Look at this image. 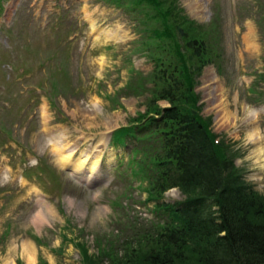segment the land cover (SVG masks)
Wrapping results in <instances>:
<instances>
[{"label":"rangeland","instance_id":"obj_1","mask_svg":"<svg viewBox=\"0 0 264 264\" xmlns=\"http://www.w3.org/2000/svg\"><path fill=\"white\" fill-rule=\"evenodd\" d=\"M173 1L186 20L219 27L221 70L206 65L196 74L192 64L193 106L264 194V0ZM142 10L132 0H0V264H115L126 244L168 220L136 174L160 144L156 117L142 119L154 107L159 63L153 42L141 48L145 24L153 25ZM121 127L124 141L110 145L106 134ZM56 135L75 159L97 158L90 188L58 163ZM38 200L52 211L40 224ZM183 200L171 188L163 202ZM28 241L32 255L22 251Z\"/></svg>","mask_w":264,"mask_h":264},{"label":"trees","instance_id":"obj_2","mask_svg":"<svg viewBox=\"0 0 264 264\" xmlns=\"http://www.w3.org/2000/svg\"><path fill=\"white\" fill-rule=\"evenodd\" d=\"M132 3L152 17L153 25L145 24L148 34L141 48L150 49L149 41L153 42L152 52L159 61L151 79L154 107L142 119L156 117L152 129L160 144L151 163L144 159L138 163L136 174L150 184L148 196L168 220L153 235L126 244L124 257L115 264H264V194L243 179L226 145L211 132L210 119L200 118V110L193 106L192 64L196 74L206 65L221 70L218 25L186 20L173 0ZM157 45L166 54H158ZM181 48L188 52L187 58ZM158 101L169 107L157 106ZM146 122L140 128H148ZM149 166L157 171L156 178ZM171 188L184 195L182 202H163Z\"/></svg>","mask_w":264,"mask_h":264},{"label":"bare ground","instance_id":"obj_3","mask_svg":"<svg viewBox=\"0 0 264 264\" xmlns=\"http://www.w3.org/2000/svg\"><path fill=\"white\" fill-rule=\"evenodd\" d=\"M52 139V137H51ZM53 146L54 149L58 155V163L64 167L67 168L72 175H76V174H80L81 170H87V178H85V180H91L92 175L97 171L98 169V165L99 162L97 160V158H93L91 156L88 155H81L78 159L74 158L73 153H75V150H67L65 149V147H58L56 145L57 141L62 140L63 141V136L62 135H56L55 139L53 138ZM57 140V141H56ZM255 141H258V138L255 136L254 137ZM261 153V152H260ZM95 176V175H94ZM52 216V211L49 208V206L47 205L46 202H43L42 200H38V210L36 211V213L34 214L33 218L35 219L36 224H39L41 222L46 221V219H48L49 217ZM22 251L25 254H29L32 255L33 254V247H32V243L28 242H24L22 244Z\"/></svg>","mask_w":264,"mask_h":264}]
</instances>
